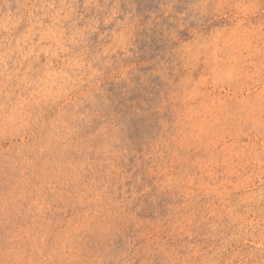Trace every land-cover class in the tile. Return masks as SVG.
Wrapping results in <instances>:
<instances>
[{"label":"rangeland","instance_id":"374dc122","mask_svg":"<svg viewBox=\"0 0 264 264\" xmlns=\"http://www.w3.org/2000/svg\"><path fill=\"white\" fill-rule=\"evenodd\" d=\"M0 264H264V0H0Z\"/></svg>","mask_w":264,"mask_h":264}]
</instances>
